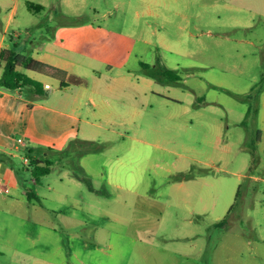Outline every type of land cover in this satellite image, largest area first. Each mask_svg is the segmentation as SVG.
I'll list each match as a JSON object with an SVG mask.
<instances>
[{
	"label": "rangeland",
	"instance_id": "obj_1",
	"mask_svg": "<svg viewBox=\"0 0 264 264\" xmlns=\"http://www.w3.org/2000/svg\"><path fill=\"white\" fill-rule=\"evenodd\" d=\"M32 2L43 8L17 10L37 24L31 46L59 21L108 33L64 54L90 87L102 72L106 94L70 82L82 102L103 101L91 140L50 150L37 182L20 158L3 171L16 186L0 192V264H264V0ZM140 61L179 79L151 78Z\"/></svg>",
	"mask_w": 264,
	"mask_h": 264
},
{
	"label": "crops",
	"instance_id": "obj_2",
	"mask_svg": "<svg viewBox=\"0 0 264 264\" xmlns=\"http://www.w3.org/2000/svg\"><path fill=\"white\" fill-rule=\"evenodd\" d=\"M19 1L0 0V10L4 11L3 19L0 21V50L8 47L11 39L17 43V51L29 53L35 59L66 70L69 75H75L82 79L83 74L80 72V63L73 60V58L65 57L64 54L76 53L79 46L83 44L93 45L97 48L98 42L104 43L103 41L109 37L108 33L102 34V26L96 25L91 20L59 21L54 28L51 27L52 31L49 36H44L45 43L43 42L40 47L31 46L32 43L29 44V32L37 24L32 20L28 24L29 19L17 17ZM27 4L31 10L39 11L43 8L41 3L32 2V0H27ZM52 18L53 16H50L48 20L50 21ZM22 24L25 25V32L27 33L24 38L20 32ZM55 42H58L60 48L65 52L56 51ZM84 57L90 58L91 55L88 53ZM108 67L111 69L112 66ZM0 71L1 77L2 63H0ZM25 72L32 76L31 72L33 71L25 70ZM37 74L40 77H32L42 81L43 84L51 86L46 81L49 77ZM101 75L102 72L97 74L95 83L91 87L86 84L87 81L85 82L82 79V82L78 84L79 88L81 86L90 87L92 93L105 96L106 92L100 88ZM68 84L61 85L57 93L50 94L49 91H46L44 97L37 99H30L22 90L9 91L0 88V151L12 155L14 159L20 158L23 162V153L28 148L33 150L34 155L42 154V157L46 158L50 150L61 151L73 140H91L89 136L91 130L88 125L96 126V122L91 120L90 117L98 114V108H104L103 101L99 104L90 96L82 102L80 99L81 89H77L76 93L71 94L68 91ZM106 89H110V87L106 88L105 86L104 90ZM84 105H90V107L85 108ZM17 132L23 135L24 146L17 147L15 145L13 136ZM12 165L14 164L9 165L0 162V192H2V186L4 185L9 189L16 186L7 184V180L3 177V171L6 170H12L16 173L15 166ZM31 182H36L33 177H31ZM23 188L25 187L23 186Z\"/></svg>",
	"mask_w": 264,
	"mask_h": 264
},
{
	"label": "trees",
	"instance_id": "obj_3",
	"mask_svg": "<svg viewBox=\"0 0 264 264\" xmlns=\"http://www.w3.org/2000/svg\"><path fill=\"white\" fill-rule=\"evenodd\" d=\"M9 41H10L9 46L4 47L0 50V63L3 64V71L0 77L1 89L14 91V90H21L23 88H27L28 89L27 92L29 95L27 94L26 91L25 94L30 99H37L44 97L48 89L44 87L42 81L28 75L25 72V70L37 72L49 78H53L59 81L60 85L70 82L78 83V84L82 82V79L80 77H77L75 75H69L66 70H63L61 68L50 65L46 62L35 59L29 53H21L17 51V43L13 42L11 39ZM140 65L144 69L145 74L147 76L154 78L160 82L164 80L165 76H168L173 81H177L179 79V75L173 69L160 68L157 70L156 68L152 67L151 65L143 61H140ZM261 89H264V86ZM34 95L37 97H34ZM252 110H254L257 113L258 106H256V108L255 105L253 108L250 106L246 112V116H248V114ZM259 134L260 131H258V139H260ZM23 155L28 158V163L24 165L23 163H21L22 168L28 171L31 174V177H33L36 182L39 180L41 176L51 172V161L47 160V157L43 158L42 154L34 155L33 150L29 148L24 151ZM13 159L14 158L12 155L0 151V162H5L11 165L13 164ZM18 169H20V167ZM77 178H79L82 181H85L90 191L100 192L98 189H96L93 186L90 178L85 176H78ZM24 190L29 200H31L32 198L37 199V195L33 188L25 187ZM239 191H240V185L237 190L236 197H238ZM232 206L233 204L231 205L230 209L232 208ZM224 221L225 219L219 221L217 225L222 224Z\"/></svg>",
	"mask_w": 264,
	"mask_h": 264
},
{
	"label": "built area",
	"instance_id": "obj_4",
	"mask_svg": "<svg viewBox=\"0 0 264 264\" xmlns=\"http://www.w3.org/2000/svg\"><path fill=\"white\" fill-rule=\"evenodd\" d=\"M44 87L46 89L51 88V86L49 84H44ZM13 139H14L15 145H17V147L25 145L24 137L21 133H19V132L15 133V135L13 136ZM23 160L25 163H28V158L26 156L23 157ZM5 190L8 191L9 187H6Z\"/></svg>",
	"mask_w": 264,
	"mask_h": 264
},
{
	"label": "water",
	"instance_id": "obj_5",
	"mask_svg": "<svg viewBox=\"0 0 264 264\" xmlns=\"http://www.w3.org/2000/svg\"><path fill=\"white\" fill-rule=\"evenodd\" d=\"M47 93V92H46Z\"/></svg>",
	"mask_w": 264,
	"mask_h": 264
}]
</instances>
